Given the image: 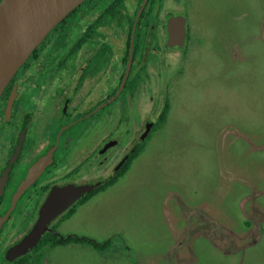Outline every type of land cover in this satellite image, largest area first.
<instances>
[{"label": "rangeland", "instance_id": "1", "mask_svg": "<svg viewBox=\"0 0 264 264\" xmlns=\"http://www.w3.org/2000/svg\"><path fill=\"white\" fill-rule=\"evenodd\" d=\"M187 2L188 39L166 56L181 67L137 156L55 223L110 244H44L37 264H264V0Z\"/></svg>", "mask_w": 264, "mask_h": 264}, {"label": "flooded vegetation", "instance_id": "2", "mask_svg": "<svg viewBox=\"0 0 264 264\" xmlns=\"http://www.w3.org/2000/svg\"><path fill=\"white\" fill-rule=\"evenodd\" d=\"M189 7L187 0H82L16 70L0 95V264L32 253L37 244L20 255L10 250L54 187L99 182L93 191L127 171L143 140L136 139L160 114L148 104L167 95L164 85L181 67L166 61L180 48L168 44V19L184 17L185 43Z\"/></svg>", "mask_w": 264, "mask_h": 264}, {"label": "water", "instance_id": "3", "mask_svg": "<svg viewBox=\"0 0 264 264\" xmlns=\"http://www.w3.org/2000/svg\"><path fill=\"white\" fill-rule=\"evenodd\" d=\"M81 1L0 0V95L19 66L28 58L46 34ZM184 22L183 16H173L168 19L169 45L173 47L183 45L185 39ZM149 127L148 124L141 138L147 134ZM98 184L99 182L54 187L41 205L38 217L30 231L11 248L10 252H14V255H20L33 248L53 218ZM14 201L15 196L12 203Z\"/></svg>", "mask_w": 264, "mask_h": 264}, {"label": "trees", "instance_id": "4", "mask_svg": "<svg viewBox=\"0 0 264 264\" xmlns=\"http://www.w3.org/2000/svg\"><path fill=\"white\" fill-rule=\"evenodd\" d=\"M168 108H169V104L166 102L165 107H164V109L162 111V116H161L162 120L165 118L166 113L168 111ZM138 152H139V150L137 148L131 154V156H130V158L128 160V164L138 154ZM126 168L120 170L116 174V176L114 177V179H111L110 181H107L106 183H103L102 185H100L99 187H97L96 189H94L93 191H90L88 194H86L85 196H83L81 199H79V201L77 202V204L84 202L85 200H87L90 196H92L96 192H98L101 189H103L104 187H106V186L114 183V181L120 175H122L124 173V171L126 170ZM74 209H75V207L69 208L62 215L61 218L65 219V218L69 217L74 212ZM110 241H111L110 238L109 239H106L105 241L99 242V241H96V240H94V239H92L90 237L80 236V235H77L75 233L64 234V233H61L59 230H57L55 224H53V225H51V227L47 231L44 232V234L42 235L41 239L39 240V242L37 243V245L34 247L32 253L23 256V258H21L19 262L13 263V264H37L38 257H35L33 255V252H35L37 249H39L44 244H47L50 247H55L57 245H64V244H68V243L85 242V243H88V244L92 245L94 248L100 250V249L106 248L110 244Z\"/></svg>", "mask_w": 264, "mask_h": 264}, {"label": "crops", "instance_id": "5", "mask_svg": "<svg viewBox=\"0 0 264 264\" xmlns=\"http://www.w3.org/2000/svg\"><path fill=\"white\" fill-rule=\"evenodd\" d=\"M136 156H137V155H136ZM73 213H74V212H73ZM73 213H72V214H73ZM72 214H71V215H72ZM71 215H70V216H71ZM70 216H69V217H70ZM69 217H67V218H69ZM67 218H65V219H67Z\"/></svg>", "mask_w": 264, "mask_h": 264}]
</instances>
